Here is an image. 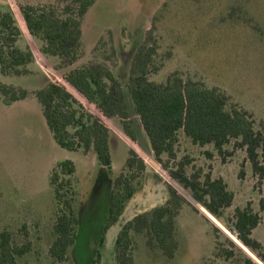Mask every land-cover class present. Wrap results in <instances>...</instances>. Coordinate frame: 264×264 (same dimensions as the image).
Segmentation results:
<instances>
[{"label":"rangeland","instance_id":"1","mask_svg":"<svg viewBox=\"0 0 264 264\" xmlns=\"http://www.w3.org/2000/svg\"><path fill=\"white\" fill-rule=\"evenodd\" d=\"M16 3L54 5L59 10L64 6L59 0H0V11L15 13ZM151 28L158 44L151 80L165 82L177 72L185 79L218 87L230 96L228 109L237 104L253 116L256 128L263 124L264 0H95L82 17L79 59L67 66L45 54L39 38L23 31L19 46L34 53L30 73H0L4 81L30 91L28 100L12 104L4 103L0 94V242L1 233L8 231L12 242L29 246L16 256L18 264H119L117 237L123 225L166 205L170 185L185 199L176 217L173 252L164 251L147 228H132L134 264H264L259 250L237 239L234 226L237 207L251 204L260 212L264 198V179L259 182L245 148L232 140L225 145L227 153L220 154L213 144H195L180 131L177 161L189 156V173L200 171L202 179L206 174L222 177L234 193L231 206L211 215L193 203L190 188L171 182L159 169L127 87L134 54ZM94 61L106 63L122 82L142 145L139 154L146 161L145 170L132 180L133 196L113 223L109 203L114 181L121 174L137 173L127 167L133 147L119 120L109 121L113 163L107 167L93 150L61 147L33 96L53 78L61 79L64 73ZM67 159L76 168L62 176L64 191L73 197L79 223L67 260L60 261L50 252L57 239L54 224L59 213L51 174ZM253 237L264 245V220L253 230Z\"/></svg>","mask_w":264,"mask_h":264},{"label":"trees","instance_id":"2","mask_svg":"<svg viewBox=\"0 0 264 264\" xmlns=\"http://www.w3.org/2000/svg\"><path fill=\"white\" fill-rule=\"evenodd\" d=\"M63 9L54 5L16 3L15 13L0 11V73L5 76L30 73L28 65L34 62V53L19 46L23 31L42 41V51L60 58L62 65L74 64L80 56L82 17L95 0H59ZM63 5V4H62ZM149 30L147 41L140 45L133 57L128 91L139 125L149 140L160 171L171 182L179 181L192 191V201L208 214L219 212L233 204L234 193L222 177L200 171L188 172L192 162L189 156L177 161L179 133L183 131L193 143L213 144L220 154H226L225 145L232 140L245 148L259 182L264 179V122L256 128L253 116L243 107L233 104L228 109L230 96L218 87H208L192 78L172 73L165 82L151 80L157 41ZM0 94L4 103L12 104L27 98L30 91L0 78ZM42 105L49 129L56 142L71 151L93 150L100 163L111 167V128L109 121L118 119L132 145L127 167L136 169L131 177L121 174L114 181L110 194L109 221L117 222L125 203L133 196V178L146 168L140 156L142 145L122 82L113 70L102 62H91L53 78L47 85L33 91ZM88 105L90 108H88ZM167 159H163V155ZM174 162L175 166H171ZM75 163L65 160L52 171L51 184L56 193L59 213L54 224L57 239L50 248L52 256L67 260L68 248L75 243L79 219L73 208V197L64 191L62 176L75 171ZM185 199L170 185V200L151 213L140 214L123 225L118 237L119 264H134L131 230L147 228L164 251L172 254L175 247L176 217ZM263 213V216L260 213ZM237 239L245 246L259 250L264 257V245L253 237V230L264 220V198L260 212L251 204L237 207L235 212ZM29 246L12 242L8 231L1 233L0 264H18Z\"/></svg>","mask_w":264,"mask_h":264},{"label":"crops","instance_id":"3","mask_svg":"<svg viewBox=\"0 0 264 264\" xmlns=\"http://www.w3.org/2000/svg\"><path fill=\"white\" fill-rule=\"evenodd\" d=\"M32 94V93H31ZM33 96H35L34 94H33ZM36 97V96H35ZM29 99V96L27 97V98H25V99H23V100H20V101H22V102H24L25 100H28ZM20 101H16V102H20ZM15 102V103H16ZM43 109V108H42ZM46 120V119H45ZM47 124V123H46ZM48 126V125H47Z\"/></svg>","mask_w":264,"mask_h":264}]
</instances>
